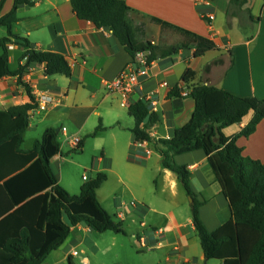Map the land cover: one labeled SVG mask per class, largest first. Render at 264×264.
<instances>
[{"label":"crops","instance_id":"1","mask_svg":"<svg viewBox=\"0 0 264 264\" xmlns=\"http://www.w3.org/2000/svg\"><path fill=\"white\" fill-rule=\"evenodd\" d=\"M32 1V6L19 8L20 19L14 24L13 32L27 38L37 50L64 55L72 76L46 77L45 66L38 65L22 76L23 83L32 89L31 93L34 96L39 92L50 94L55 103L48 110L49 114L59 112L69 121L82 123V127L95 116L102 126L105 124L104 117H107L109 124L120 128L127 112L128 119L134 121L129 108L123 107L120 97L110 92L105 84L132 64L133 56L126 52L110 30L97 29L91 22L79 19L70 0ZM121 1L130 8L127 24L135 48L146 49L150 45L181 48L173 55H157L150 60L149 77L143 81L139 93L129 96L131 105L140 101L141 97L156 102L154 112L159 114L160 121L149 130L152 141L141 147L135 143L131 132L133 127H130L129 138L122 151L127 152L130 163L136 168H133L135 173L142 175L153 162L158 172V185L161 184L163 190L181 189L187 199L189 196L178 176L162 168L163 160L155 144L158 140L171 139L175 130L184 127L192 118L196 104L189 95L183 98L181 108L176 110L173 100L167 96L175 87L191 91L192 86L208 85L229 91L237 97L264 100V0H247L244 5L237 3L232 8V0ZM13 5L14 0H6L2 15L9 13ZM229 9L233 15H229ZM209 15L214 16L213 22H210ZM11 46L10 62L16 66L25 49L19 44ZM198 49H206V52L196 58L193 54ZM188 69L196 76L187 84L183 75ZM29 102L26 88L19 85L17 78L6 77L0 81V111ZM149 105L153 111L152 105ZM253 116L254 112H251L240 124L228 126L222 132L230 138L238 135ZM69 132L67 129V138L78 135ZM238 145L243 148L245 156L264 162V121L260 122L254 135L240 138ZM145 150L151 154L147 155ZM131 152L134 159L130 158ZM154 154L157 157L154 158ZM60 158L62 153L53 159L52 165ZM104 158L105 154L98 166ZM175 160L188 168L191 190L198 201L204 202L199 213L204 225L210 232L216 231L232 218V212L206 153L197 150L177 155ZM135 203L137 205L133 208L131 203L119 202L120 211L117 214L124 212L128 215L139 211L143 218H148L151 213L162 216L158 226L151 225L147 229V225L141 223L145 232L137 238L138 241L144 238L149 248L167 249V262L173 259L174 264H210L203 249L200 254H191V249L198 244L192 215L183 224L173 213H163L145 199L140 198ZM192 204L193 200L189 203L191 211ZM91 231L83 225L73 227L66 242L47 256L43 264H69L68 257L72 256L73 260L80 256L76 246L88 240L86 235ZM97 244L93 245L99 252ZM75 251L77 256L72 254ZM81 261L89 264L90 260L83 257Z\"/></svg>","mask_w":264,"mask_h":264},{"label":"trees","instance_id":"2","mask_svg":"<svg viewBox=\"0 0 264 264\" xmlns=\"http://www.w3.org/2000/svg\"><path fill=\"white\" fill-rule=\"evenodd\" d=\"M5 2H0V28L6 31L0 41V81L17 78L19 85L26 88L30 102L0 111V264H43L47 256L66 242L75 226L83 225L98 233L125 231L122 222L116 223L98 199L97 191L108 179L105 173L99 172L94 180L84 183L77 195L69 194L59 183L52 161L62 152L58 139L62 129L47 128L42 140L35 141L29 150L23 149L30 113L37 105L22 76L38 65L45 66L46 77L70 78L72 70L64 55L37 50L27 38L13 32L20 19L19 8L30 7L33 1L14 0L12 10L2 15ZM246 2L232 0L230 7ZM70 3L79 19L91 22L97 29L110 30L130 55L145 50L134 47L127 24L130 8L124 1L70 0ZM230 9L229 15H233ZM13 44L25 49L16 66L10 62L9 46ZM146 49L152 51V61L157 55L170 56L181 48L150 45ZM205 52L206 49H198L193 55L198 58ZM195 76L188 69L183 80L188 84ZM190 88L196 104L192 118L175 130L171 139L156 141V150L163 160L161 166L178 176L187 196L193 200L192 221L207 261L264 264V162L245 156L238 145L240 138L254 135L264 121V100L237 97L208 85ZM183 91L184 88L175 87L167 96L176 110L182 106ZM149 104L140 100L128 109L135 122L131 129L135 143L151 142L149 130L160 121ZM251 112H254L252 120L238 135L225 136L224 128L240 124ZM103 130L100 123L94 136ZM83 146L82 139L74 150H82ZM197 150L206 153L232 212V218L214 232L200 218L204 202L198 201L191 190L188 168L175 160L177 155ZM130 158L134 159L132 152ZM68 263L75 264L72 256L68 257Z\"/></svg>","mask_w":264,"mask_h":264},{"label":"rangeland","instance_id":"3","mask_svg":"<svg viewBox=\"0 0 264 264\" xmlns=\"http://www.w3.org/2000/svg\"><path fill=\"white\" fill-rule=\"evenodd\" d=\"M5 36V29L0 28V41ZM48 110H40L31 118V128L24 137L23 149H31L35 141L42 140L45 130L51 126L57 129L65 126L70 131L69 134L78 133V136L84 140L82 150H74L71 145L65 143L67 136L63 132L59 133L62 158L53 162L59 183L69 194L77 195L84 183L94 180L99 172L105 173L108 179L98 189V199L116 223L122 222L125 231L123 234L91 231L86 235L88 240L76 246L80 256L73 258L74 263L83 264L81 259L87 257L90 260L89 264H174L173 259L167 262V249L143 248L137 240L145 232L141 226L142 222L149 229L151 225L158 226L162 216L151 213L148 218H143L139 211H132V214L125 213L124 221L117 217V211H120L119 202L130 204L140 198L147 200L163 213H173L174 217L183 224H186L187 218L192 213L190 199L189 197L186 199L181 189L163 190L162 185H158V172L153 162L149 168L144 169L142 175L135 173L136 168L130 163L127 152L122 151L129 138L128 129L135 125L132 119H128L126 109H122L127 115L123 117L124 121L121 122L120 128L109 124L110 121L104 117V130L97 136H94L95 130L100 125L97 117L88 119L82 127V123L69 121L59 112L50 115ZM104 154V161L98 166ZM153 157L157 155L154 154ZM84 176H87L88 181L84 180ZM94 243H98L99 252L94 248ZM197 243L196 248L191 249V254L202 253L198 238ZM219 262L220 260H211L210 264H219Z\"/></svg>","mask_w":264,"mask_h":264},{"label":"built area","instance_id":"4","mask_svg":"<svg viewBox=\"0 0 264 264\" xmlns=\"http://www.w3.org/2000/svg\"><path fill=\"white\" fill-rule=\"evenodd\" d=\"M210 22L214 21V16L209 15ZM12 46H9V49H11ZM150 55L151 51L150 49H145L143 51L136 52V54L133 56L134 60L133 63L130 64L123 70L114 80L106 81V87L107 89L112 92L113 94H117L120 97L121 105L123 107L129 108L131 104L129 103V96L133 93H139L142 87V83L145 79L149 77V70L151 69L152 62L150 61ZM164 86H168L167 83H164ZM191 94V91H188L186 89L183 91L184 98L189 96ZM140 100L148 101L153 108V112L156 110L155 105L156 102H153L152 99H147L145 97H141ZM35 102H36V109L31 111L30 117L32 118L34 114L38 113L40 110L46 111L54 106V99L50 94L39 92L35 94ZM62 132L67 136V129L62 128ZM67 141L65 143L71 145L73 148H76L79 146V143L81 142V138L78 135L71 136L70 138L66 139ZM147 142L143 143H137L139 147L143 146ZM145 153L147 155L151 154L149 150H145ZM84 180L88 181L87 176H84ZM133 207H135L137 204L134 202L131 203ZM126 217V214L124 212L118 213V218L121 220H124ZM154 231V230H153ZM139 242L141 244V247L143 248H149L147 246L146 241L144 238L139 239ZM74 256L78 255V252L75 251L72 253Z\"/></svg>","mask_w":264,"mask_h":264},{"label":"water","instance_id":"5","mask_svg":"<svg viewBox=\"0 0 264 264\" xmlns=\"http://www.w3.org/2000/svg\"><path fill=\"white\" fill-rule=\"evenodd\" d=\"M189 199H190V201H192V198L191 197H189Z\"/></svg>","mask_w":264,"mask_h":264}]
</instances>
